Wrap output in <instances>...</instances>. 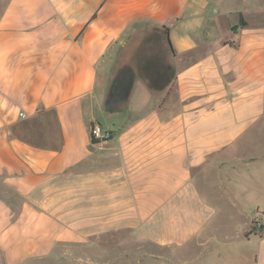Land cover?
<instances>
[{"label": "crops", "instance_id": "1", "mask_svg": "<svg viewBox=\"0 0 264 264\" xmlns=\"http://www.w3.org/2000/svg\"><path fill=\"white\" fill-rule=\"evenodd\" d=\"M248 1L0 0V264L93 251L124 233L174 254L208 249L228 239L230 194L264 264V236H245L264 213L252 198L264 151L250 153L264 140V6L247 12ZM162 26L173 92L137 78L108 113L117 52ZM96 123L110 139H92Z\"/></svg>", "mask_w": 264, "mask_h": 264}, {"label": "rangeland", "instance_id": "2", "mask_svg": "<svg viewBox=\"0 0 264 264\" xmlns=\"http://www.w3.org/2000/svg\"><path fill=\"white\" fill-rule=\"evenodd\" d=\"M248 2L250 6L245 9L247 12L258 10L261 6H264V0H249ZM217 10L219 8L215 7L212 11L215 13ZM250 18L248 17V19ZM235 19L237 24L240 25V17ZM128 44L129 41L121 47L115 56L116 67L109 74V78L112 79H109L111 84L115 78L116 69L124 61L125 49ZM171 91L173 92V89ZM141 93L142 90L138 88L137 95L139 97ZM104 117L106 118L107 115L105 114ZM105 118L99 119L104 126L108 125ZM262 127L264 128V125ZM260 150L264 151V140L261 137H257L256 144L252 147L250 153L260 152ZM262 177L263 182L257 184L256 194L252 195L256 205H259L257 201H264V199L260 198V189L264 193V175ZM233 197L234 195L230 194V197H226L224 201L226 209L235 213L233 221L229 217L227 221L222 223V231L224 235L227 234L228 239L220 241V243L208 249H199L196 244L191 243L188 246L177 249L174 254V249H158L151 244L139 242L130 233H124L112 235L107 239H99L98 243L101 247L96 250L80 249L78 254L64 256L60 259L52 257L32 264H258L255 257L262 252L259 241L257 238H252V241L248 243L247 240L241 237L243 230L248 227L250 215L249 213L240 214L232 207L229 199L233 201ZM256 205L251 204L250 206L253 208ZM262 208H264V204ZM252 220L254 221V224H252L253 232L264 236V213L256 211L252 215ZM79 255L81 256L80 260L78 259ZM88 256L93 258L92 260H96V262L91 261Z\"/></svg>", "mask_w": 264, "mask_h": 264}, {"label": "trees", "instance_id": "3", "mask_svg": "<svg viewBox=\"0 0 264 264\" xmlns=\"http://www.w3.org/2000/svg\"><path fill=\"white\" fill-rule=\"evenodd\" d=\"M239 17L240 26H246L248 23L244 16L240 13ZM236 27L239 28V26ZM175 55L176 51L170 39L169 27L145 28L139 32L135 38L129 41L125 49L124 61L117 69L113 80V82L119 81L118 86L124 88L125 96L121 102L128 100L137 78L141 79L154 92H161L169 88L176 78L172 63V58ZM171 90L172 87L168 89V93H171ZM110 100L111 96L108 95L106 103L108 113L115 112L113 107L116 106H111ZM252 233L253 228L247 231L245 236L249 237Z\"/></svg>", "mask_w": 264, "mask_h": 264}, {"label": "built area", "instance_id": "4", "mask_svg": "<svg viewBox=\"0 0 264 264\" xmlns=\"http://www.w3.org/2000/svg\"><path fill=\"white\" fill-rule=\"evenodd\" d=\"M91 137L93 140L105 141L111 138L112 134L109 131H104L100 124H93L91 126Z\"/></svg>", "mask_w": 264, "mask_h": 264}, {"label": "flooded vegetation", "instance_id": "5", "mask_svg": "<svg viewBox=\"0 0 264 264\" xmlns=\"http://www.w3.org/2000/svg\"><path fill=\"white\" fill-rule=\"evenodd\" d=\"M118 82L119 81H117V84H116V87H115V91H114V93L111 95V100H110V104H111V106H114V105H116V104H118V103H120L121 102V100L124 98V88H123V86H118ZM119 87V88H118Z\"/></svg>", "mask_w": 264, "mask_h": 264}, {"label": "water", "instance_id": "6", "mask_svg": "<svg viewBox=\"0 0 264 264\" xmlns=\"http://www.w3.org/2000/svg\"><path fill=\"white\" fill-rule=\"evenodd\" d=\"M116 84H117V80H115L110 88V91H109V95L111 96L114 91H115V87H116Z\"/></svg>", "mask_w": 264, "mask_h": 264}]
</instances>
